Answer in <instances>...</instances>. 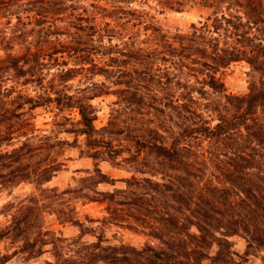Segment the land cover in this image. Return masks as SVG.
<instances>
[{
    "label": "trees",
    "instance_id": "trees-1",
    "mask_svg": "<svg viewBox=\"0 0 264 264\" xmlns=\"http://www.w3.org/2000/svg\"><path fill=\"white\" fill-rule=\"evenodd\" d=\"M148 1L188 2L0 0V16L15 19L9 32L0 29V188L34 187L1 206L10 220L0 240L21 241L11 255L53 258L38 264H245L262 252L264 264V4L194 0L211 13L169 32ZM237 62L249 66L243 95L227 92L221 78ZM105 95L115 99L96 127L92 101ZM36 108L52 114L50 129L35 128ZM73 143L93 160L121 158L131 175L111 178L94 166L65 188L43 187ZM72 201L102 204V222L155 243H103ZM46 209L78 233L44 229ZM235 235L245 240L241 254ZM10 258L0 255V264Z\"/></svg>",
    "mask_w": 264,
    "mask_h": 264
},
{
    "label": "rangeland",
    "instance_id": "rangeland-1",
    "mask_svg": "<svg viewBox=\"0 0 264 264\" xmlns=\"http://www.w3.org/2000/svg\"><path fill=\"white\" fill-rule=\"evenodd\" d=\"M148 5L152 8L156 9L150 10L151 13L154 14L155 23L160 26L163 30H167L169 32L175 31H186L189 29V25L191 23H197L199 20H204L210 13L211 8L199 4L198 2H194L193 4H188L186 2L180 8L176 9L177 5L165 7V6H156L155 2L148 1ZM189 9H194L190 11ZM210 10V11H209ZM205 12L207 14H205ZM199 17V18H197ZM10 19V23L7 19ZM15 22L13 16L9 17H1L0 16V29H5L7 32L10 31L11 24ZM3 54V51H0V56ZM249 71V66L245 62H237L230 65L226 70L223 71L221 78L224 83L225 90L229 93L236 95H243L247 91V80ZM99 79V78H98ZM76 80L74 79L72 85L76 84ZM11 82H9L10 84ZM13 83V82H12ZM16 88H21L24 90L34 89L31 85H22L21 82L14 83ZM33 94V91H32ZM115 98L112 95H105L99 98H95L92 103L95 105L97 111V118L94 121L96 127H101L105 124L108 112L109 105ZM34 118H32V123L35 128L39 129H50L52 114L48 110H44L42 108H36L33 110ZM73 120L77 119V115L75 111H72L70 115ZM60 137H66L70 141L73 140V136H68L65 134H59ZM77 144H82V137H78ZM201 140H190L189 144L196 146L197 144H201ZM80 146H69L66 148L64 152V157L66 158L64 167L58 171L50 181L45 183L43 187H57V188H65L68 184H73V178H76L83 173L81 171H90L94 166H97L101 169V171L108 175L111 178H123L129 177L131 175L130 170L127 169L126 163H124L121 158H117L116 160H93L85 155L79 153ZM124 148H132V146H128L126 143H122ZM122 156H126L123 154ZM116 186H121L120 182L116 183ZM100 189H108L110 187L105 185H100ZM34 191V187L31 184H20L17 187L12 188L11 190H5L0 188V227L3 228L10 220V216L7 213L1 211V206L8 200L14 198H22L31 192ZM72 206L75 209V216L82 221L85 226H90L94 228V235H101L103 238V243L105 244H127L134 247H141L146 242H150L152 244L155 243L154 240L148 238L147 236L129 230L121 225H117L109 222H102V218L104 216L103 205L96 202H81V201H72ZM42 225L46 230H51L57 235H61L63 237H71L75 236L78 233V229L70 224L60 225L56 222L55 215L51 214L48 209L42 215ZM87 218V219H86ZM91 220V221H88ZM7 239L10 245H14L21 243L18 237L14 235H8L3 238ZM1 239V240H3ZM84 240L92 241L95 238L92 235L86 234L83 236ZM232 242V249L238 254L246 251L245 240L240 236H232L230 238ZM20 254V253H19ZM17 255V254H15ZM12 255V256H15ZM22 255V254H20ZM23 259L25 262H41L40 259L43 256H49L47 253L42 254L38 258H33L30 260ZM262 256V252L256 253L252 252L247 256V261L245 264H260V257ZM202 264H209L208 261H204Z\"/></svg>",
    "mask_w": 264,
    "mask_h": 264
},
{
    "label": "clouds",
    "instance_id": "clouds-1",
    "mask_svg": "<svg viewBox=\"0 0 264 264\" xmlns=\"http://www.w3.org/2000/svg\"><path fill=\"white\" fill-rule=\"evenodd\" d=\"M194 0H188V4H193ZM261 3L264 4V0H261ZM190 11L194 9H189ZM210 11V10H209ZM205 14H207L205 12ZM199 18V17H197ZM19 247V243L10 245L7 239L0 240V255L8 254L11 258L5 262V264H33V262H25L23 256L17 254L12 256L11 254ZM41 260H52L51 256H43L40 258ZM38 264V262H36Z\"/></svg>",
    "mask_w": 264,
    "mask_h": 264
}]
</instances>
